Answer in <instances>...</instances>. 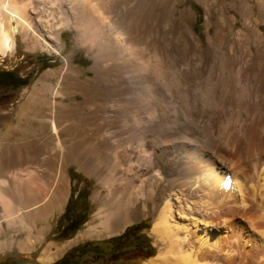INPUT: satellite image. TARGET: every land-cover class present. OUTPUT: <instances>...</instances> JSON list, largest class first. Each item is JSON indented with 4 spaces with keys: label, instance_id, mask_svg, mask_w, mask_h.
I'll use <instances>...</instances> for the list:
<instances>
[{
    "label": "bare ground",
    "instance_id": "bare-ground-1",
    "mask_svg": "<svg viewBox=\"0 0 264 264\" xmlns=\"http://www.w3.org/2000/svg\"><path fill=\"white\" fill-rule=\"evenodd\" d=\"M251 1H226L225 11L243 20L245 31L231 36V48L213 50L218 54V72L207 66V57L202 58L179 73L173 92L171 81L167 85L158 81L169 73L160 53L140 45V33L120 17L119 10L127 8L129 0H0V56L16 52L17 36L25 49L59 54L54 45L61 30H72L75 44L94 52V76L89 79L95 83L81 105H76L78 93L65 103L62 85L68 74L58 82L60 73L49 70L27 91L14 119L0 131L5 139L14 134L17 142V150L0 159V176L6 180H0V231L2 220L24 225L36 215L58 210L69 191L56 164L50 181L36 168L44 165L43 148L30 156L23 146L27 125L35 124L43 130L40 138L52 137V152L58 157L67 147L60 133L80 134L87 140L78 143L73 156L80 170L97 182L100 190L94 200L99 207L94 223L80 237L111 236L126 223L152 217L149 234L160 249L141 264H264V92L257 94L258 81L264 84V80L250 83L243 71L250 67L254 74L264 75V33L246 23L254 8ZM263 5L264 0L257 3L258 15ZM236 22L231 19L224 30L231 34ZM185 31L187 51L203 57L199 40ZM206 32L210 52L213 41ZM120 57L126 58L125 63L110 68L125 88L139 81L148 92L159 91L153 106L159 111L156 120L142 105L145 117L135 120L125 104L124 109L116 106L120 99L110 96L109 89H100L105 64ZM64 69L72 72L67 64ZM206 75L215 82L214 89H206ZM201 86L211 99L202 95ZM95 104L104 107L93 110L90 122L86 113ZM62 111L68 115L61 118ZM87 122L91 127L84 126ZM62 250L56 249L55 255ZM52 257L45 251L42 261Z\"/></svg>",
    "mask_w": 264,
    "mask_h": 264
},
{
    "label": "rangeland",
    "instance_id": "rangeland-1",
    "mask_svg": "<svg viewBox=\"0 0 264 264\" xmlns=\"http://www.w3.org/2000/svg\"><path fill=\"white\" fill-rule=\"evenodd\" d=\"M160 1L129 0L128 7H122L119 11H122L120 17L130 22L131 27L140 33V45L156 48L160 53L162 56V65L164 64L163 66L169 73L158 77V81L164 85H167L171 81L174 92L175 84L179 81V73L185 71L202 58L207 57L205 60H202L207 61V66H211L209 68L217 73L220 66L218 61H216L217 51L222 48H231V36H234L238 32L243 33L245 31V22L240 20L232 11H225L224 6L227 0H209L207 3L202 0H166L163 4ZM94 2L92 3L94 4ZM251 2L254 8L251 15L248 16L246 23L250 28L258 27L264 33V21L261 22L260 19H264V7L260 10L261 14L259 13L258 15L259 9L257 6V3L262 2V0H252ZM230 18L237 19L235 26H232L233 30H231V34L224 30L226 24L230 23ZM188 29L199 40L203 57L199 53L197 54L191 50L187 51L185 30ZM206 31H208L213 41L211 42L212 49L210 52L206 49ZM73 38L74 33L72 30H61L58 42L54 45V49L56 51L59 50V54H56L50 49H25V44L21 37L17 36L16 52L0 56V73L2 74L0 76V131L5 128L6 123H10L9 120L14 119L18 111V106L24 103L23 101L25 100L27 91L49 70H56L60 73L57 79L58 82H61L62 74H68L67 79L64 81L65 83L63 82L62 85L65 88L62 91L63 96L66 93L65 103L74 100L71 96L72 93H78L76 97L77 101L75 100L76 105H81L84 98L92 95L93 85L95 83L90 81L89 78H93L94 76L91 70L94 52H88L84 47L76 45ZM233 46V49H239L237 48L238 45ZM146 52L144 54V51H142L144 56H147ZM185 52L187 55L184 54ZM235 55L239 54L235 53ZM123 58L120 57L116 59L117 61L112 59L111 62L108 61L105 64L106 68L102 72L104 75L102 73L100 75V89H109L107 92L110 96L115 95L114 97L120 99L116 106L124 109L125 104V107L129 109V113L134 115L135 120H141L142 116L145 117L144 113L147 112L144 108L145 106L151 110L150 115L152 117L154 116L155 119L159 111L155 107L153 108V106H155L154 103H157L160 98L157 96L159 91L155 94L148 92L139 81H134L129 88H125L124 84L119 82L118 78L115 77L117 76L116 72L110 68H120L126 60V58ZM129 63L136 65L140 61L130 60ZM63 64H67L72 69V72L64 69ZM243 71L244 75L250 80V83H253L255 79L264 80L263 74L261 76L260 74H254L255 72L250 67L244 68ZM6 73H9L10 76H7ZM204 78H206L204 79L206 89H214L215 82L210 80L207 75ZM20 83H23V85L18 87ZM263 86L264 84L258 81L257 94L264 92ZM57 87L54 85V88ZM200 91L203 96L211 99L212 94L208 93L207 96L204 87L201 86ZM134 98H136L135 102L138 100L142 103L139 102L140 104H136V106ZM155 98L157 100L153 102L152 99ZM102 107L104 106L95 104L92 111L86 113L87 117L91 118L93 110L101 109ZM65 115H68V113L65 111L59 112L61 118ZM91 121H93L92 118L90 119ZM87 124L88 122L84 123V126L91 127L90 124ZM34 126L37 127L35 124H32V126L31 124L27 125L26 130L30 136L26 134L29 138L27 139L26 137L24 140L26 144L23 146L28 148V154L30 156L36 155L40 150L39 147L43 148V157L45 158L43 164L45 166L42 165V168L41 166H36V168L38 167V171H43L45 179L50 181L53 178L52 165L56 164L68 181L69 191L65 195L64 201L60 202V208L58 210H52L50 214L44 217L42 215H36L37 217H33L29 222H25L24 225L15 220L10 222L5 220L1 221L3 228L0 231V264H54L71 254L78 257L76 264H141L144 259L156 256L159 252L160 245L149 234L152 217H142L141 219L138 218L126 223L121 230L111 236L99 234L80 237L94 223L92 222L94 221L93 217L99 207V204L94 200L95 193L100 190L97 182L80 170L73 156L78 143L81 144L82 142H87V140L84 139L83 141L80 134L71 137L67 133H60V137L66 140L65 146L67 147L63 152V156L58 157L52 152V137L46 139L40 138L41 131L43 134V130L40 131L38 127L35 128ZM5 135L1 132L0 159L3 158V153H13L17 150L16 136L12 134L8 139H5ZM14 169L15 166L11 165V170ZM4 176L2 174L0 180L6 182ZM33 177L40 178L36 175ZM1 215L2 210L0 209ZM61 247L63 250L58 255H55L56 249ZM45 251H48L53 256L50 261H42V255Z\"/></svg>",
    "mask_w": 264,
    "mask_h": 264
},
{
    "label": "flooded vegetation",
    "instance_id": "flooded-vegetation-1",
    "mask_svg": "<svg viewBox=\"0 0 264 264\" xmlns=\"http://www.w3.org/2000/svg\"><path fill=\"white\" fill-rule=\"evenodd\" d=\"M77 258L78 257H75V255L71 254V255L61 259L62 260L61 264H76Z\"/></svg>",
    "mask_w": 264,
    "mask_h": 264
},
{
    "label": "trees",
    "instance_id": "trees-1",
    "mask_svg": "<svg viewBox=\"0 0 264 264\" xmlns=\"http://www.w3.org/2000/svg\"><path fill=\"white\" fill-rule=\"evenodd\" d=\"M2 74L0 73V76H1ZM6 75L7 76H10V74L9 73H6ZM14 82H15V80H14ZM13 82V83H14ZM16 83V82H15ZM23 85V83H20V85H18V87H21ZM65 258V257H64ZM62 263V260H60V261H58V262H56V263H54V264H61Z\"/></svg>",
    "mask_w": 264,
    "mask_h": 264
}]
</instances>
